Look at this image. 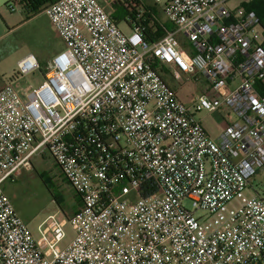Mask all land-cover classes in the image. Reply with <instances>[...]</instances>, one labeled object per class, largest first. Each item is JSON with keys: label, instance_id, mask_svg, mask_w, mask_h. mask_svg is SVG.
<instances>
[{"label": "built area", "instance_id": "obj_1", "mask_svg": "<svg viewBox=\"0 0 264 264\" xmlns=\"http://www.w3.org/2000/svg\"><path fill=\"white\" fill-rule=\"evenodd\" d=\"M150 1L172 25L155 42L139 22L122 32L97 0L44 9L63 49L37 86L0 89V264H264L251 186L264 167L259 19L228 0ZM17 69L39 65L28 54ZM164 76L204 88L186 106ZM199 113L220 115L214 136ZM44 153L81 207L32 227L3 184Z\"/></svg>", "mask_w": 264, "mask_h": 264}, {"label": "rangeland", "instance_id": "obj_2", "mask_svg": "<svg viewBox=\"0 0 264 264\" xmlns=\"http://www.w3.org/2000/svg\"><path fill=\"white\" fill-rule=\"evenodd\" d=\"M7 2L8 0H0V14L8 20L9 26L13 24L15 27L0 42L3 53L6 52L8 54V63L1 71L0 84L11 83L16 89H24L28 86L35 87L43 80V71L47 69L50 58L63 49V43L53 30L45 13H39L25 21L19 10L10 12L6 6ZM239 2L240 0H228L227 6H233ZM102 4L107 10L108 5L104 1H102ZM118 26L122 32L127 33L122 23H119ZM28 54H32L38 61L42 60L43 66H41L40 70H36L33 73L16 77L18 69L14 65L15 58ZM163 78L176 90L178 98L186 106H189L191 100L199 94V88L202 86L200 85L202 84L201 81L199 83L185 81L179 86L170 78L166 76ZM196 116L202 118L204 113H199ZM207 121L208 118L206 117L203 121L204 127L207 132H211L212 129L209 128V122ZM39 174H44V177L48 178V187L41 181ZM251 186L253 191L264 199V167L252 179ZM3 188L6 195L10 198L16 214L32 227H35L48 215L52 214H55L59 219H66L58 210L52 195L62 196L69 203L70 188L48 155L33 157L31 169L14 182L6 181ZM69 212L70 210H68V215ZM64 231L66 239L60 244L61 247L65 246L73 238V232L68 223L65 224ZM47 238L50 239V235H47Z\"/></svg>", "mask_w": 264, "mask_h": 264}, {"label": "trees", "instance_id": "obj_3", "mask_svg": "<svg viewBox=\"0 0 264 264\" xmlns=\"http://www.w3.org/2000/svg\"><path fill=\"white\" fill-rule=\"evenodd\" d=\"M12 1L22 13L24 20L27 21L33 16H36L39 13H42L44 9L57 0H10ZM121 3L122 9L124 11V16L120 19L115 12L110 14V17L118 22L124 21L129 25V28H132L134 23H140L142 28V35L145 40L149 42H155L160 39L164 34L167 27L160 26L154 17L149 12V9L144 6V4L139 3L138 0H115V3ZM244 9L247 11H253L258 17L262 34L264 36V2L263 0H251L248 3L242 4ZM141 11V12H140ZM140 14V18L137 16ZM55 165V164H54ZM56 167V165H55ZM258 173V172H257ZM41 181L48 187L47 181L48 178L44 177V174L38 175ZM256 176V175H255ZM73 197H78L73 191H71ZM52 199L56 204L58 210L68 219V210L72 211L73 214L76 212L75 207L68 204V200L62 198V196L52 195Z\"/></svg>", "mask_w": 264, "mask_h": 264}, {"label": "crops", "instance_id": "obj_4", "mask_svg": "<svg viewBox=\"0 0 264 264\" xmlns=\"http://www.w3.org/2000/svg\"><path fill=\"white\" fill-rule=\"evenodd\" d=\"M98 1V3L103 7V4H102V1H104V3H106L107 5H108V8H107V10L104 8V10L107 12V13H109V14H111V13H113V12H115L116 14H117V16L121 19L123 16H124V11H123V9L121 8L122 7V4L121 3H115V0H97ZM249 1H251V0H240V2L238 3V4H236V5H233V6H229V8H231V9H235V8H237V7H241L242 6V4H244V3H248ZM228 2V1H227ZM141 4H144V6L145 7H147V9H149V12L151 13V15L154 17V19H155V21H157L158 22V24L160 25V26H166L167 27V30L169 31V30H172V25L165 19V17H164V15H163V13H162V11H161V8L158 6V5H155V4H153L150 0H141V2H140ZM20 11V10H19ZM116 22V21H115ZM117 23V25L119 24V23H122L124 26H125V28H126V30H127V33H129L130 32V28H129V25L128 24H126V22H124L123 20L122 21H118V22H116ZM12 26H9V24H8V20L6 19V18H3L2 16H1V14H0V42L7 36V34L8 33H10L13 29H14V25L13 24H11ZM119 27V26H118ZM177 38H180V36L179 35H177ZM61 51V50H60ZM56 54V53H55ZM26 55H20V56H18L17 58H15V60H14V65H15V68H16V66L18 65V63H19V61L20 60H22L24 57H25ZM37 60V62H38V65H39V70H40V68H41V66H43V62H42V60L41 61H38V59H36ZM8 63V54L6 53V52H4L3 53V50H2V48L0 47V75H2L1 74V71H2V68L3 67H5L6 66V64ZM47 68V67H46ZM46 70V69H45ZM44 73H45V71H43ZM202 84H200V85H202L200 88H199V92L198 93H201V91H202V89L204 88V83H203V81L201 82ZM7 85V84H6ZM170 85V84H169ZM199 85V84H198ZM3 86H5V84H0V89L3 87ZM174 89V88H173ZM213 115H215V117H213ZM208 118V121L207 122H209V124H208V126H209V128L210 129H212L211 130V132H209L208 131V133H210L212 136H214L215 135V131L217 130V128L219 129L220 128V115L219 114H211V115H207V114H205L204 113V116L201 118L202 119V123H203V125H204V119L205 118ZM211 119H214L215 121H217L218 122V124H213L212 122H211ZM206 129V128H205ZM45 155H47L46 153H44L43 155H42V157H44ZM3 186H4V184H3ZM69 186V185H68ZM70 188V187H69ZM3 190H4V188H3ZM71 188H70V195H69V197H70V201H69V203L68 204H70V205H72V206H74L75 207V211H78L79 209H80V207H81V203H80V200H79V198L78 197H73V195L71 194ZM74 193V192H73ZM71 215H73V212L72 211H70L69 212V215H68V217H70ZM42 222V221H41Z\"/></svg>", "mask_w": 264, "mask_h": 264}]
</instances>
